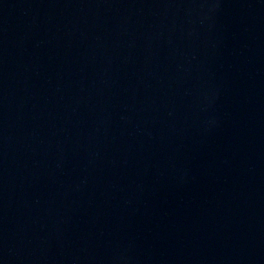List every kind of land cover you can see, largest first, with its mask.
<instances>
[{"label": "water", "instance_id": "obj_1", "mask_svg": "<svg viewBox=\"0 0 264 264\" xmlns=\"http://www.w3.org/2000/svg\"><path fill=\"white\" fill-rule=\"evenodd\" d=\"M0 264H264V0H0Z\"/></svg>", "mask_w": 264, "mask_h": 264}]
</instances>
